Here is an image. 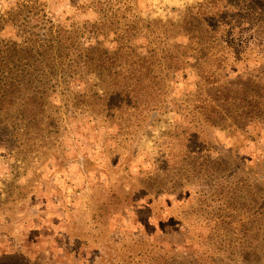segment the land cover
Here are the masks:
<instances>
[{
  "label": "rangeland",
  "instance_id": "374dc122",
  "mask_svg": "<svg viewBox=\"0 0 264 264\" xmlns=\"http://www.w3.org/2000/svg\"><path fill=\"white\" fill-rule=\"evenodd\" d=\"M208 1L100 0L101 9L93 0H0V49L21 42L10 19L24 3L34 6L31 27L43 18L100 24L104 52L131 41L115 35L129 21H179ZM255 3L264 14V0ZM246 46L236 45L237 66L219 77L237 78L223 92H234L237 106H219L192 63L159 106H140L149 95L128 99L122 90L72 106L57 97L59 114L38 119L35 138L1 137L0 264H264V101L245 106L239 86L264 65H247ZM84 82L73 91L90 94L96 79ZM44 125L52 134L42 138Z\"/></svg>",
  "mask_w": 264,
  "mask_h": 264
},
{
  "label": "trees",
  "instance_id": "16d2710c",
  "mask_svg": "<svg viewBox=\"0 0 264 264\" xmlns=\"http://www.w3.org/2000/svg\"><path fill=\"white\" fill-rule=\"evenodd\" d=\"M230 1L226 4L225 0H210L189 8L176 23L173 20L142 27L136 19L129 21V28L116 31L115 35L125 40L129 33L131 41L113 51L104 49V52L99 51L97 41L101 35L103 37L100 24L88 23L84 25L85 29L76 24L56 25L43 18L42 26L31 27L35 22L34 6L24 3L10 19L16 24L19 21L17 29L21 42L9 41L4 50L0 49V138H35L38 132L34 134L31 129L40 126L37 120L54 119L53 114H59L55 107L59 106L57 97L63 101L60 106H72V100L106 101L122 90L128 99L136 92L145 97L149 95L150 102L140 106H159L178 74L186 73L192 63L197 70V79L203 81L207 92H217L219 106L239 105L234 92L229 93L231 95L223 93L225 85L234 86L232 82L237 78L224 84L219 77L237 66V56L232 58V51L242 42L247 44L249 53L245 60L247 65H264L258 58L260 52L264 53V28L258 25L264 14L256 3L251 7L253 0ZM100 3V0H93V4L102 9ZM218 3L222 6H217ZM84 7L87 9L85 5L78 8ZM26 11L30 12L25 15ZM249 18L256 22L254 26L246 24L243 27L244 24L238 22ZM137 40L144 43H134ZM255 43L261 46L255 48ZM99 52L104 60L96 56ZM257 75L256 81L251 79L242 86L239 84L244 89L242 104L252 110L254 106H262L264 101V73ZM90 77L96 79L90 94L73 91L78 85L86 84L84 78ZM203 103L208 105L209 99ZM255 111L260 110L257 107ZM259 119L257 116L255 120ZM44 127L47 125L40 130V137L52 134ZM257 182L264 184V176Z\"/></svg>",
  "mask_w": 264,
  "mask_h": 264
}]
</instances>
